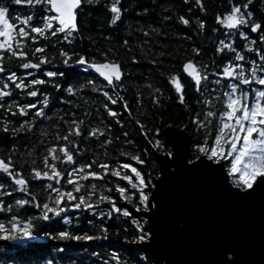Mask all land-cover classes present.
I'll use <instances>...</instances> for the list:
<instances>
[{
  "label": "trees",
  "instance_id": "obj_1",
  "mask_svg": "<svg viewBox=\"0 0 264 264\" xmlns=\"http://www.w3.org/2000/svg\"><path fill=\"white\" fill-rule=\"evenodd\" d=\"M201 2L203 10L196 0H121V17L110 24L112 13L109 7L112 0H83L77 10L78 31L67 39H64V33L52 36L50 31L41 37L26 27L29 36L22 38L23 46L15 48V40L19 37H14L13 45L14 50L25 51L26 57L3 51L0 66L5 68V72L0 73V88L5 82L8 83L10 95L0 97V160L10 162L12 170L28 181V192L21 191L20 186L0 170V183L5 185L0 188V193H4L0 195V223L5 225L6 232L10 231L11 219L15 215L20 226L24 221L32 222L33 235L30 239L0 238V264H47L48 260H52L53 264H160L138 247L142 241L136 237L141 233L134 221H138L148 232L145 218L125 217L122 212H113L111 218L107 214L99 217V211L107 213L110 209L108 201L100 203L94 210L83 207L72 209L69 205L78 201H68L65 197L61 206L66 211L59 216L50 214V219L44 220L42 211L45 203L54 206L56 193L47 186L73 191L74 185L67 183V174L86 163L92 164L91 170L100 172L103 178L78 180L82 187L80 192L73 191L74 196L78 198L84 195L88 198L87 194L91 191L93 195L88 198L91 203H95L101 195H109L114 197L118 207L127 209V204L137 209L138 194L133 195L131 200L122 199L116 185L128 187L131 191L130 186L127 181L113 176L111 169L133 175L129 169L119 167L129 163L153 184L158 176L155 154L171 151L163 136L167 127L184 130L192 137L193 159L202 155L196 145L210 146L214 142L220 113L225 110L224 93L231 91L229 81L214 73L226 61H235L233 49L245 57L244 61L255 60L253 58H257V55L261 59L264 53V41L261 40L264 28L253 32L251 24L264 25V0H251L250 3L249 0ZM245 3L249 6L242 8V11L252 13L245 25L229 30L217 22V15L222 17L228 13L232 4ZM0 6L9 9L8 16L17 27L21 25L16 18L28 15L33 16L30 21L32 26L42 27V18L48 14L43 3L29 5L0 0ZM180 17L187 19L188 23H183ZM241 32L245 36L242 37ZM33 36L35 40L31 39ZM220 41H224V44ZM37 48H42L43 52H36ZM250 48L260 51H250ZM61 51L67 55L62 56ZM41 56H44L46 63L39 69L20 67L21 63L29 61L39 63ZM80 57H84L88 63H79ZM105 59L121 66L123 75L120 82L108 85L88 67L92 62H103ZM188 60H193L208 75V79L202 81L199 92L191 78H186L183 73V63ZM248 70L245 69L246 74H250ZM47 71L58 74L48 77L45 74ZM9 72H15L18 80L26 83L32 79L43 80L44 83L29 84L27 88L18 89L14 82L7 79ZM173 74L180 76L184 86L183 103L170 83ZM216 80H220V83L216 84ZM88 81L92 83L88 84ZM231 82L237 83L241 90L246 87L240 85L238 80ZM56 84L61 87H55ZM81 85L84 87L81 88ZM69 86L74 89L71 93L67 91ZM29 90L36 91L37 96H28ZM103 92H108V97ZM109 97L116 103H111ZM29 103L42 109L44 115L37 116L35 109L31 108H25V114L21 115L19 108ZM109 110L115 115H110ZM209 111L214 115L208 117ZM193 117L196 118L195 124ZM200 121L204 123L200 124ZM77 124L81 130L80 136L70 131ZM4 128L8 131L5 132ZM93 128L97 132L89 136ZM156 129H159V135ZM64 136H69V141H74L76 147L62 139ZM157 139L162 147L155 144ZM53 145H67L75 157L74 163L61 162L63 154L59 152L57 155L61 161H52L47 150ZM134 156L138 159L133 160ZM45 159L55 163L63 173L60 183L34 178L33 168L51 171L46 168ZM220 161L228 169L230 157L217 162ZM101 164H108L109 171L98 167ZM152 188L149 185L145 189L149 198ZM17 199L31 203L18 208L15 205ZM139 210L144 208L141 206ZM59 231L92 238H60L56 235ZM16 235L20 237L21 234ZM2 236L3 233H0Z\"/></svg>",
  "mask_w": 264,
  "mask_h": 264
},
{
  "label": "snow or ice",
  "instance_id": "obj_2",
  "mask_svg": "<svg viewBox=\"0 0 264 264\" xmlns=\"http://www.w3.org/2000/svg\"><path fill=\"white\" fill-rule=\"evenodd\" d=\"M83 0H13L15 4L26 3L29 5L40 4L43 3L46 5L45 11L48 13L42 18V27L41 26H32L30 21L33 20L32 15H28L27 17H17L18 23L21 25L17 27V24L11 22L8 12L9 9L5 6H0V56H2L3 51L10 52L13 56L18 57H26L27 53L25 51H16L14 50V37H19L20 39L15 40V48H21L23 46V37L29 36V32L26 30V27L30 28L32 33H36L39 36H44L45 32H49L52 36H56L57 33H64V39H67L68 36H71L74 32L78 31L77 24V10L82 4ZM121 0H112L110 4L109 10L112 13V18L110 20V24H114L121 17L122 9L119 7ZM251 0H249V3ZM196 4L201 6V10H203L201 0H196ZM249 6L248 3L244 5L232 4L231 9L228 13L224 14L222 17L217 15V22L227 29H236L240 25H245L248 19L251 18L252 13H245L242 11L243 9H247ZM183 23L187 24L188 20L184 17H180ZM201 27H203V21H201ZM261 28H264V25L260 23L251 24V30L253 32H257ZM215 31V29H214ZM240 35L245 36L244 32H241ZM31 39L35 40L36 37L33 36ZM261 40L264 41V36H261ZM223 45L224 41H220ZM222 50V49H218ZM250 51H260L258 49H249ZM198 52V50H195ZM234 51L235 61H226L222 68L215 72L214 75L224 78L229 81L228 87L231 91L225 92V110L220 113L221 119L220 124L217 129L215 140L211 143V145L206 144H198L196 145L198 151L207 157V159L211 162H217L220 159H228V157H232L230 160L227 172L228 176L231 178L233 185L247 193L250 190H254L258 181H264V53L261 54V64L257 66L256 61H251L252 67L248 70L250 74H246L245 69L242 64L239 62L244 61L245 57L238 51ZM36 52H43L42 48H37ZM62 56H66L67 53L61 51ZM104 56V53H101ZM67 63V61H65ZM81 64L88 63L84 57H80L78 61ZM46 63L44 56L40 57L39 63H32L31 61L27 63H21L20 67L23 69L35 68L39 69L42 64ZM88 67L94 70L100 77L103 78L104 81L107 82L108 85H112L115 81H120L123 75L121 66L117 62H111L105 59L103 62H92L88 64ZM183 73L186 74V78L190 77L191 81L194 84L196 91H200L202 81L208 79V75L203 71L201 67H198L197 64L193 60H188L183 63L182 66ZM5 68L0 66V73H4ZM46 76L53 77L58 73L47 71ZM62 75V74H61ZM7 79L15 83V87L18 89L27 88L29 84L36 85L44 83L43 80L32 79L27 83L23 80H18V76L15 72H9ZM232 80H238L240 85H251L256 84L259 87L254 90H241L237 83H232ZM18 81V82H17ZM92 81H88V84H91ZM170 83L174 85L175 92L179 94L180 100L183 103V91L184 86L181 83L180 76L173 74L170 78ZM216 84L220 83V80L215 81ZM55 87L60 88L61 85L56 84ZM84 85H81L83 88ZM9 84L4 83L3 87L0 88V97H7L10 95L8 91ZM99 91H103V89H98ZM68 92H73L74 89L69 86L67 89ZM28 96L35 97L37 96V92L34 90H29L27 92ZM103 95L108 97V92H103ZM111 100V97H109ZM155 100V98H153ZM47 100H45V104ZM111 103L115 104V100H111ZM107 107V105H105ZM25 108L35 109L37 116H43L44 112L42 109L36 107L35 104L29 103L24 107H20L19 111L21 115L25 114ZM110 115H115V112L109 110ZM214 113L209 111L207 113L208 117L213 116ZM75 123V122H74ZM137 123H139L137 121ZM193 123H196V118L193 117ZM203 121H200V124H203ZM31 127V125H29ZM5 132L8 131L7 128L3 129ZM15 131V130H14ZM76 136L81 135V130L79 125L74 129L70 130ZM97 132L96 128H93L88 135L92 136ZM156 134L159 135V129H156ZM127 135V134H125ZM61 139V137H58ZM62 139L69 141V136H64ZM207 141V137H205ZM76 147L74 141H69ZM107 143V141H106ZM155 144L158 147H162L159 139L155 141ZM230 145L227 149H225L224 145ZM48 156L51 157L52 161H61V157L57 155V152L63 154V158L61 162H67L68 164H73L75 157L67 147V145H53L48 148ZM226 153V154H225ZM165 155L167 157L176 159L178 157V153H174L172 151H166ZM133 160H137L138 157H132ZM197 161H199V157H196L193 160H189L188 164L192 166L197 165ZM143 163V161H140ZM202 163V161H201ZM46 168H49L51 171L40 170L37 168H33L32 172L34 173V178L37 180L48 179L55 180L56 183H60V178L63 173L58 170L55 163L48 162L45 159ZM93 167L92 164H83L80 165L79 168H74L72 171L68 172L67 183L70 185H74L73 191L80 192L81 184L77 181L80 179L87 180L89 178H98L102 179L101 173L98 171L91 170ZM105 172L109 171L108 164L98 165ZM122 169H129L133 175H128L119 171L117 169H111V174L115 177H119L123 181H127V184L130 186L131 191L128 187H121L119 184L116 185V191L119 193L120 197L124 200H131L133 195L138 194L139 204L137 205V210L142 206L144 210H147L150 206L149 194L145 191L152 185V181L150 179H146L141 171H139L136 167H133L129 163H123L119 165ZM85 169H89L85 171ZM0 170L7 174L8 177L11 178L13 183L17 186H20V190L24 192H28V181L20 175L19 172H15L12 170V165L10 162L6 163L4 160H0ZM82 173L83 175H80ZM5 185L0 183V188H4ZM51 189V192L56 193L54 198V206H49V204L45 203L43 205L42 211V219L49 220L50 214L53 216H59L61 213L66 211L64 207L61 206L65 197L68 201H78L73 202L69 206L72 209H80L83 207L84 209L94 210L100 203L104 201H108L111 205L110 209L105 213L104 211H99L98 216L103 217L107 214L109 218H111L113 212L120 213L122 212L125 217L130 216L131 213L124 208L118 207L115 203V199L109 195H101L99 199L95 203L89 202L88 198H91L93 192H88L86 198L84 195H80L78 198L73 195V191H61L52 187L51 185L47 186ZM93 190H95V186L93 185ZM11 195V193H7ZM0 195H4V193H0ZM31 195V193H29ZM35 200V197H33ZM31 203V201L25 199H17L15 200V205L19 208ZM40 207L39 204L36 205ZM155 204H151V207H155ZM9 210L11 207L9 206ZM67 220V217L64 218ZM136 223L137 229L140 231V235L136 237L139 241L147 240L151 233L144 231L143 227L139 224L138 221H134ZM103 227V226H101ZM32 229L33 224L31 221H24L23 226H20L17 223V216H12L11 219V230L5 231V225L0 223V233H3V236L0 238L3 239H17V238H32ZM17 233H20V237H17ZM56 235L60 238H69L72 239H91L90 236H79L73 235L68 231H59ZM147 259V258H145ZM47 264H53L52 260H48ZM225 264H230V261H225Z\"/></svg>",
  "mask_w": 264,
  "mask_h": 264
},
{
  "label": "water",
  "instance_id": "obj_3",
  "mask_svg": "<svg viewBox=\"0 0 264 264\" xmlns=\"http://www.w3.org/2000/svg\"><path fill=\"white\" fill-rule=\"evenodd\" d=\"M163 136L178 157L155 154L158 176L147 210L125 204L151 233L138 247L160 264H264V181L245 193L223 161L201 155L196 166L188 164L193 140L187 132L167 127Z\"/></svg>",
  "mask_w": 264,
  "mask_h": 264
},
{
  "label": "rangeland",
  "instance_id": "obj_4",
  "mask_svg": "<svg viewBox=\"0 0 264 264\" xmlns=\"http://www.w3.org/2000/svg\"><path fill=\"white\" fill-rule=\"evenodd\" d=\"M255 54H257V53H255ZM258 58V59H257ZM257 58H254L255 60H256V64H257V66H259L260 64H261V59H259V57H258V55H257ZM248 62H250V61H248ZM239 63H241V62H239ZM242 64V63H241ZM255 86V87H254ZM253 87V88H252ZM250 88H252L253 90L254 89H257L258 88V86H256L255 84H251V85H246V87H244L243 88V90H249ZM230 145H224V147H225V149H227L228 147H229ZM226 154V153H225ZM232 159V157H230V160Z\"/></svg>",
  "mask_w": 264,
  "mask_h": 264
},
{
  "label": "flooded vegetation",
  "instance_id": "obj_5",
  "mask_svg": "<svg viewBox=\"0 0 264 264\" xmlns=\"http://www.w3.org/2000/svg\"><path fill=\"white\" fill-rule=\"evenodd\" d=\"M254 59V58H253ZM251 61H253V60H251ZM251 61L250 62H248V61H242L241 63H242V66H243V68L244 69H246V68H251L252 67V65H251ZM225 164V163H224ZM226 165V164H225Z\"/></svg>",
  "mask_w": 264,
  "mask_h": 264
}]
</instances>
